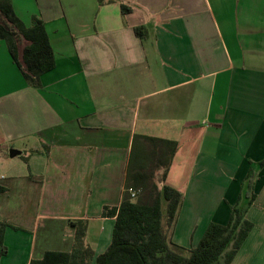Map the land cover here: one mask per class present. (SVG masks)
Instances as JSON below:
<instances>
[{"label":"crops","instance_id":"crops-1","mask_svg":"<svg viewBox=\"0 0 264 264\" xmlns=\"http://www.w3.org/2000/svg\"><path fill=\"white\" fill-rule=\"evenodd\" d=\"M104 1L12 0L26 27L44 23L56 67L34 88L0 39V264L71 252L78 220L104 253L136 135L178 144L166 184L184 196L182 248L228 224L258 176L231 264H264V0Z\"/></svg>","mask_w":264,"mask_h":264},{"label":"trees","instance_id":"trees-1","mask_svg":"<svg viewBox=\"0 0 264 264\" xmlns=\"http://www.w3.org/2000/svg\"><path fill=\"white\" fill-rule=\"evenodd\" d=\"M100 5L104 0H98ZM122 13L132 8L122 4ZM0 39L8 48L13 63L26 83L41 87V77L56 67L55 53L46 27L34 19L26 27L16 16L12 0H0ZM178 149L177 142L136 135L126 171L122 202L106 207L104 217L115 218L112 240L107 250L96 255L86 241V221L72 222L75 227L71 252H48L30 264H231L254 224L246 209L232 206L226 225L211 223L200 243L191 249L174 244L170 238L183 203V193L166 184L168 171ZM28 161V158H24ZM245 196L253 192L255 175L246 179ZM130 190L136 192L132 198ZM5 191L0 187V193ZM163 201L167 203L163 211ZM250 202V203H251ZM9 224L0 222V250L6 253L4 235Z\"/></svg>","mask_w":264,"mask_h":264},{"label":"rangeland","instance_id":"rangeland-1","mask_svg":"<svg viewBox=\"0 0 264 264\" xmlns=\"http://www.w3.org/2000/svg\"><path fill=\"white\" fill-rule=\"evenodd\" d=\"M2 175H4V171L3 170H0V177ZM257 178H258V176H255V185H256V182H257ZM255 185H254V187H255ZM245 191L246 192L249 191V190L247 191L246 180L242 183V189H241V193H240V196L238 198L237 203L239 204V208L246 209L247 210V213H248L249 210L255 205L256 199L252 203L251 202L252 193L248 194V196L247 195L245 196V193H246ZM253 192H255V188H254ZM166 205H167V203L165 201H163V211H164V213L166 212ZM247 213H246V218H247Z\"/></svg>","mask_w":264,"mask_h":264},{"label":"water","instance_id":"water-1","mask_svg":"<svg viewBox=\"0 0 264 264\" xmlns=\"http://www.w3.org/2000/svg\"><path fill=\"white\" fill-rule=\"evenodd\" d=\"M20 154H21V152H18L16 150H11L10 151V157L11 158L15 157L16 155H20Z\"/></svg>","mask_w":264,"mask_h":264},{"label":"built area","instance_id":"built-area-1","mask_svg":"<svg viewBox=\"0 0 264 264\" xmlns=\"http://www.w3.org/2000/svg\"><path fill=\"white\" fill-rule=\"evenodd\" d=\"M130 193H131L132 198L136 197V192H134L133 190H130Z\"/></svg>","mask_w":264,"mask_h":264}]
</instances>
